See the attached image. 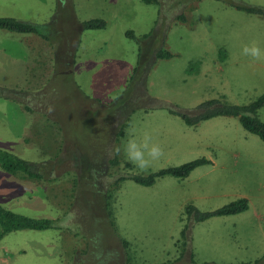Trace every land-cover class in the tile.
<instances>
[{"label":"rangeland","instance_id":"1","mask_svg":"<svg viewBox=\"0 0 264 264\" xmlns=\"http://www.w3.org/2000/svg\"><path fill=\"white\" fill-rule=\"evenodd\" d=\"M63 1L0 3V19L49 25L44 32L59 48H69L76 38L77 49L70 77L62 74L63 68H56L39 93L26 98H44V108L61 114L62 151L66 143L73 147L65 149L78 150L81 158L76 169L63 171L53 181V190L49 188L50 197L58 199L55 203L65 204L63 214L59 206L54 211L55 206L49 204V212H54L48 216L54 217L57 228L25 230L3 239L1 245L12 238L16 247L23 245L30 248L28 254L35 252L27 257L22 254L15 264H123L122 254L125 264L131 257L130 264H188L176 256L177 248L183 249L188 242L183 245L180 240L174 248L180 235V213L189 203L199 211H213L235 197L248 200L247 211L218 223L192 226L188 243L192 264H264V142L246 132L234 117L187 126L177 114L190 113L220 97L231 105L248 106L264 95V58L253 60L242 54V47L253 41L264 50V16L231 4L264 10V0H160L158 4L70 0L69 7ZM71 13L79 22L101 20L104 27L84 30L80 38L78 27L73 28L69 19ZM180 15L184 23L175 19ZM177 22L183 24L176 28ZM162 49L171 57L154 61L153 53ZM151 60L154 64L148 68ZM27 77L38 81L30 71ZM89 100L101 106L94 108ZM257 117L264 123V107ZM120 130L123 137L114 140ZM146 132L164 154L147 170H140L128 162L123 146L130 134L140 139ZM46 133L53 135L51 129ZM111 134L113 151L100 162ZM54 146L49 143L51 152ZM116 147L121 148L119 155L114 153ZM20 156L37 159L27 149ZM110 158L120 160V166L112 167ZM199 158L214 164L196 169L185 180L165 177L151 187L124 180L113 188L120 176H143ZM126 163L131 168L125 169ZM43 171L50 173L51 168L44 166ZM33 190L38 188L31 179L21 181L3 173L0 206L8 209L11 201L16 214L43 215L47 203L39 194L34 196ZM65 218H70L67 224ZM123 239L125 246L120 245ZM75 252H80V259H73Z\"/></svg>","mask_w":264,"mask_h":264},{"label":"crops","instance_id":"2","mask_svg":"<svg viewBox=\"0 0 264 264\" xmlns=\"http://www.w3.org/2000/svg\"><path fill=\"white\" fill-rule=\"evenodd\" d=\"M3 1L4 0H0V3ZM64 1L63 2L65 3V6L69 7L70 0H64ZM3 19L16 20L14 18H7V17H4ZM69 19L72 22L73 28L78 27V32L80 33V38H81L83 34L82 31H84L81 27V24L83 22H87V20L79 22V19H75L72 13ZM19 20H16V21L22 24H28V25L35 26V28L37 29V32L17 33V32L9 31L4 28H0V134L2 133V136L0 137L2 138L0 140V151L4 153H8L20 160H22L20 155L26 149L29 150L30 152L32 151V153L36 155L37 157L36 160H22V161H25L30 166H32L34 171L38 172L42 176L41 179L27 178L20 173L12 174V175L15 177H19L21 181H27L28 179H31L33 181L34 187L37 186L38 188L37 192L33 190V195L37 197L39 194V197L45 200L47 203V210L45 214L37 215L33 219L55 220L54 217L48 216V214H53V212L56 211V205L59 206L60 208V214H63L64 209H65V204H59L58 203L59 201L55 203V201H57L58 199L55 198L54 196L50 197L49 188L53 190V188L51 187L53 186L55 182V180H53L55 176H61L63 171L71 172L73 171V169L77 168L76 166H79L81 154L78 152V150L77 152H68L65 149L67 145L66 143L64 144L63 146L64 148L62 151L63 143L59 136V130H61L62 128L60 125L62 122V119H59L58 117L61 114L60 113L56 114L55 112H52L53 109L49 110L47 107L44 108L43 107L44 106L43 102H45L44 98H37L36 100L26 99V98L28 97L32 98L33 94H38L39 93L38 90L44 87V84L47 82L48 76L52 72L56 71V68H63L62 74H66L68 75V77H70V74H71L70 70L73 67V64L75 61L74 52L76 49V38L72 41V44L71 46H69V48H66L65 46H63V49H62L57 46V44L59 43L53 42L50 39L48 33L44 32V30L47 31L49 29L50 27L49 25L48 26L41 25L40 27V26H36L33 24L25 23L23 22L24 20H21V21ZM183 23L177 22L175 27L179 28V26L182 25ZM188 26L190 25H187V27ZM79 46H80V42L78 41V47ZM157 52L158 50L153 53L154 61L156 60L155 54ZM224 59H225V56H223V59L221 60V62H223ZM153 62L152 60L148 62L149 64L148 68L153 66L152 65L154 64ZM29 71L32 75H34L35 78L38 79L37 82L33 83V79L32 78L30 79L27 77ZM147 73L145 71V75ZM140 77L143 78V72L140 75ZM74 84L77 88H81V85L79 83L74 82ZM144 86H145V83H144ZM218 99L221 100L222 102H225L228 105H231L224 100V97H220ZM89 102L93 106H95L94 108H98L99 106H101V103H99L96 100H89ZM35 104H39V105L35 106ZM49 129L53 131V135L49 137V135L46 133V135L44 136L43 135L44 132H49ZM54 133L56 134V136L54 135ZM118 134L115 135L114 140L117 138ZM123 135L121 137H123ZM7 137L9 138L8 141H6ZM3 138H5V140ZM42 140H44L45 142L43 143ZM58 140L60 141V145L58 143ZM54 142L56 144V149L52 150L51 152L49 143L51 144L52 148H54L55 147ZM113 142L114 141L112 140V134H111L110 138L109 137L106 138V144L104 145V151H103V159L100 162L104 160V156L107 152L113 151V147H114ZM107 143L111 144V147L110 145L108 146L109 150L106 149ZM17 147L20 149L17 150L16 149ZM33 147L34 149H32ZM67 147H73V146L67 145ZM50 153H52L53 155H49ZM109 160H111V158ZM207 161H208V164L206 165L213 166L214 163L211 160H207ZM99 164H98V167L100 166ZM206 165H203V166H206ZM44 166H49L51 168V172L45 173L43 171ZM203 166H200V167H203ZM196 169H194L188 175V177ZM3 173L7 174L8 172L0 168V176ZM53 173L55 174L53 175ZM150 173H154V172H149L143 176H146ZM165 177H171V176H165ZM165 177L158 178L156 179V181L159 179H163ZM171 178H174V177H171ZM186 178H182V179L174 178V179L185 180ZM142 187H145V186H142ZM56 190H59V189L56 188ZM32 197H33L32 195L27 196V201H31ZM104 198H106V193H105ZM235 198H236L235 201L240 200V199L247 200L245 197H239V198L235 197ZM49 204L55 206V210L53 212H49V209H50ZM189 205L191 204L189 203ZM1 207L5 209V205L1 204ZM11 208H12V204L10 201L9 208L6 210L14 213ZM186 208L183 210V213L182 212L180 213V216H179V221L181 223V228L179 232L180 235H179V238H177L174 243V248H177L179 246L180 240H183L181 237V232L184 229L185 225L187 224V217L185 213ZM206 212H210V211H206ZM21 216H24V215H21ZM231 216H234V215L212 217L205 221L196 223L195 227H199V225L203 223L205 224L211 221L218 223L217 220L226 219ZM58 218H59V215H57V219ZM69 219L70 218H65L66 224ZM62 229H66V228H62ZM23 231L25 230L11 232L8 234V236L12 237L14 233L23 232ZM4 238L5 236L0 240V264H12V263L15 264L18 261L17 257L21 256L22 254H25L24 257H27V255L33 256V254L35 253L34 251H31V253L28 254L27 249L30 251V248L23 246V245L20 248L16 247L15 244L12 243V238L6 239L7 244L1 245ZM117 241L119 242V240ZM123 241L125 240L123 239ZM123 241L120 242V245L125 246L126 244H123ZM30 243H33V241ZM185 244L186 243L183 241V245ZM188 246L189 245H185L183 249H182V246L178 247L176 250L177 252L176 256L178 257V260L182 259L181 261H184L185 263H188V264H192L193 255L192 253L188 252ZM39 247L41 249V252L45 256L46 251L44 250L42 246H39ZM32 248L36 249L38 247L34 246ZM181 251H182V255L179 256ZM75 257L77 258L75 259ZM73 259L74 260L80 259V252H75V254L73 255ZM125 259H126V255L122 254L123 264H125ZM32 261H35V260H32ZM130 261H133L132 257L128 259L129 264H130ZM163 264H166V263H163ZM168 264H171V261H169Z\"/></svg>","mask_w":264,"mask_h":264},{"label":"trees","instance_id":"3","mask_svg":"<svg viewBox=\"0 0 264 264\" xmlns=\"http://www.w3.org/2000/svg\"><path fill=\"white\" fill-rule=\"evenodd\" d=\"M147 4H158L160 0H142ZM234 7L244 10L248 13L258 14L264 16V10L261 8H253L248 6L236 5L234 1H231ZM177 21L184 22V15L177 16ZM83 30H95L104 27V22L101 20H90L81 24ZM0 28L7 29L17 33H30L37 32V29L28 24H22L12 19H0ZM171 55L165 51L160 50L155 54L156 59L170 58ZM143 61V59H140ZM144 88V86H143ZM155 102V101H154ZM264 107V95L259 97L256 101L248 106H236L228 105L221 100H211L202 103L190 113H177L173 110L170 112L177 113L184 120L187 126H196L202 121H206L215 117H234L237 118L241 127L248 133L256 135L264 142V123L257 117V112ZM123 135V131L120 130L118 137ZM112 167L120 166V160L112 158L109 160ZM208 164V161L204 158L196 159L180 165L174 168L163 169L158 172L150 173L146 176L138 175H123L120 176L113 188L117 187L118 183L124 180H131L138 185L149 187L153 185L156 179L171 176L174 178L182 179L188 177V175L196 168ZM126 168H131L130 164H125ZM0 168L10 174H22L23 176L31 179H41L42 176L34 171L33 167L27 162L22 161L12 155L6 154L0 151ZM59 176H55L53 180H56ZM108 193V192H107ZM248 209V202L245 199H240L231 202L217 210L210 212H200L195 207L188 205L186 208L187 224L181 232L183 241L189 243V236L191 228L198 222L205 221L212 217H221L236 215L245 212ZM56 221L50 219H33L21 215H17L8 211L0 206V240L11 232L22 230H34L45 231L50 229H56ZM60 228V227H59ZM123 241V240H122ZM187 243V245H188ZM123 244H126L123 241Z\"/></svg>","mask_w":264,"mask_h":264},{"label":"clouds","instance_id":"4","mask_svg":"<svg viewBox=\"0 0 264 264\" xmlns=\"http://www.w3.org/2000/svg\"><path fill=\"white\" fill-rule=\"evenodd\" d=\"M242 54L252 57L253 60L264 58V50L255 41L250 45H244ZM123 150L128 162L140 170H147L152 161L159 160L164 154L162 147L158 143H154L151 135L147 132L140 139L130 134L124 142ZM120 151V147L114 149L116 155H119Z\"/></svg>","mask_w":264,"mask_h":264}]
</instances>
